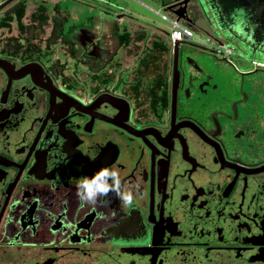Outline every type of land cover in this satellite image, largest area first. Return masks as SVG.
I'll list each match as a JSON object with an SVG mask.
<instances>
[{
	"label": "flooded vegetation",
	"instance_id": "obj_1",
	"mask_svg": "<svg viewBox=\"0 0 264 264\" xmlns=\"http://www.w3.org/2000/svg\"><path fill=\"white\" fill-rule=\"evenodd\" d=\"M150 1L208 46L113 3L0 0V264H264L262 12Z\"/></svg>",
	"mask_w": 264,
	"mask_h": 264
},
{
	"label": "rangeland",
	"instance_id": "obj_2",
	"mask_svg": "<svg viewBox=\"0 0 264 264\" xmlns=\"http://www.w3.org/2000/svg\"><path fill=\"white\" fill-rule=\"evenodd\" d=\"M103 4H108L113 6L114 9L120 10L121 8L126 9L128 12L132 13L135 16L141 17L150 23L155 24L156 26L166 30H171V25L165 21L162 15H165L156 4L150 0H99ZM190 41L201 46H208V43L205 41L204 37L199 35L196 31L192 30V36Z\"/></svg>",
	"mask_w": 264,
	"mask_h": 264
},
{
	"label": "clouds",
	"instance_id": "obj_3",
	"mask_svg": "<svg viewBox=\"0 0 264 264\" xmlns=\"http://www.w3.org/2000/svg\"><path fill=\"white\" fill-rule=\"evenodd\" d=\"M100 177L111 179L114 185L119 183L117 173L107 169L102 170L96 177L85 178L78 183L77 195L82 204L95 205L100 196L106 195L111 190L107 182L103 185L97 183ZM128 202L131 203V197L128 198Z\"/></svg>",
	"mask_w": 264,
	"mask_h": 264
},
{
	"label": "built area",
	"instance_id": "obj_4",
	"mask_svg": "<svg viewBox=\"0 0 264 264\" xmlns=\"http://www.w3.org/2000/svg\"><path fill=\"white\" fill-rule=\"evenodd\" d=\"M192 34L188 28L171 24L170 38L173 42L191 38Z\"/></svg>",
	"mask_w": 264,
	"mask_h": 264
},
{
	"label": "water",
	"instance_id": "obj_5",
	"mask_svg": "<svg viewBox=\"0 0 264 264\" xmlns=\"http://www.w3.org/2000/svg\"><path fill=\"white\" fill-rule=\"evenodd\" d=\"M221 1L228 2L230 0H221ZM239 2H242L243 4L246 2L247 4H249L253 10L254 9L256 10L258 15L262 12V16L264 18V0H235V3L238 4Z\"/></svg>",
	"mask_w": 264,
	"mask_h": 264
}]
</instances>
